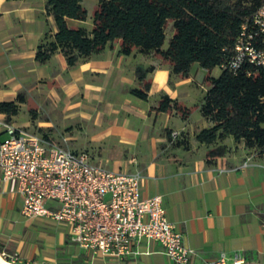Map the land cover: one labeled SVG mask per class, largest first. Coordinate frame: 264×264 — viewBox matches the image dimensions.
<instances>
[{
	"label": "crops",
	"instance_id": "1",
	"mask_svg": "<svg viewBox=\"0 0 264 264\" xmlns=\"http://www.w3.org/2000/svg\"><path fill=\"white\" fill-rule=\"evenodd\" d=\"M46 1L0 0V102L23 94L20 112H28L22 124L16 120L20 112L12 121L54 141L68 138L72 149L87 151L93 162L109 170L140 171L141 197H162L184 245L197 251L193 264L238 252L250 257V264L264 263V155L228 137L217 144L226 145L228 153L207 165L206 154L217 145L195 141L200 130L213 125L201 115L200 106L209 88L207 76H220L221 68L208 73L195 64L184 79L171 74L170 66L154 54H121L119 42L72 68L61 51L41 64L38 46L47 31L52 36L57 32ZM84 7L86 21L67 23L92 31L97 6ZM153 64L168 71L172 100L192 109L188 119L175 111H154L168 96L163 91L153 90L146 99L133 92L142 88L136 67ZM152 72L147 76L150 83ZM173 131L180 132L176 140ZM179 141L187 147L176 145ZM250 155L252 165L240 168ZM21 208L16 183L0 182V255L17 254V264H174L156 242H143L147 253L122 261L92 256L71 242L68 226L27 218Z\"/></svg>",
	"mask_w": 264,
	"mask_h": 264
},
{
	"label": "trees",
	"instance_id": "2",
	"mask_svg": "<svg viewBox=\"0 0 264 264\" xmlns=\"http://www.w3.org/2000/svg\"><path fill=\"white\" fill-rule=\"evenodd\" d=\"M83 1H46L47 14L53 16L57 32L53 36L49 31L44 34L36 54L39 63H46L61 51L72 68L119 42L121 54L128 56L135 50L147 56L154 54L170 66L171 74L184 79L189 78L195 64L208 73L221 68L220 76H207L209 88L200 106L201 115L213 125L200 130L195 141L211 146L233 137L247 149L264 155V67L247 61L236 71L228 67L235 56L242 26L264 5V0H98L92 31L72 28L67 23L69 19L87 20ZM169 22L173 36L163 49ZM153 69L136 67L142 88L133 92L140 98H147L151 86L147 76ZM25 101L26 97L19 94L13 101L0 102V114L12 121ZM154 111H175L183 119L192 113V109L168 96L161 99ZM176 145L187 147L183 141ZM228 151L224 144L209 149L207 165Z\"/></svg>",
	"mask_w": 264,
	"mask_h": 264
},
{
	"label": "built area",
	"instance_id": "3",
	"mask_svg": "<svg viewBox=\"0 0 264 264\" xmlns=\"http://www.w3.org/2000/svg\"><path fill=\"white\" fill-rule=\"evenodd\" d=\"M235 50L231 70L244 61L264 67V5L242 26ZM179 135L171 133L173 140ZM253 158L248 156L240 168L251 166ZM143 178L140 171L109 170L93 162L87 151L72 149L66 137L54 141L0 117V182L16 183L23 216L65 224L71 242L92 256L122 261L147 253L143 242H156L172 263L193 264L197 251L184 245L162 197H141ZM1 256L9 264L19 261L17 254ZM206 264L250 262L238 252L231 257L223 253Z\"/></svg>",
	"mask_w": 264,
	"mask_h": 264
},
{
	"label": "clouds",
	"instance_id": "4",
	"mask_svg": "<svg viewBox=\"0 0 264 264\" xmlns=\"http://www.w3.org/2000/svg\"><path fill=\"white\" fill-rule=\"evenodd\" d=\"M152 66H154L155 70L152 72L153 78L151 81V87L149 91L146 93V95L150 98L153 90L163 91L169 96V99H175V95L167 86V81L169 79L168 71L161 69L156 64H153Z\"/></svg>",
	"mask_w": 264,
	"mask_h": 264
},
{
	"label": "rangeland",
	"instance_id": "5",
	"mask_svg": "<svg viewBox=\"0 0 264 264\" xmlns=\"http://www.w3.org/2000/svg\"><path fill=\"white\" fill-rule=\"evenodd\" d=\"M98 0H84V6H97ZM173 31L172 22H169L167 29H166V40L164 43V48H167L169 46L170 40H171V33ZM201 82V80H199ZM28 118V112L23 109L20 112V115L16 118L18 123H23ZM251 264H264L262 260H255L254 263Z\"/></svg>",
	"mask_w": 264,
	"mask_h": 264
},
{
	"label": "bare ground",
	"instance_id": "6",
	"mask_svg": "<svg viewBox=\"0 0 264 264\" xmlns=\"http://www.w3.org/2000/svg\"><path fill=\"white\" fill-rule=\"evenodd\" d=\"M0 262L2 264L8 263L1 255H0ZM9 264V263H8Z\"/></svg>",
	"mask_w": 264,
	"mask_h": 264
},
{
	"label": "water",
	"instance_id": "7",
	"mask_svg": "<svg viewBox=\"0 0 264 264\" xmlns=\"http://www.w3.org/2000/svg\"><path fill=\"white\" fill-rule=\"evenodd\" d=\"M0 264H2V263L0 262ZM5 264H8V263H5Z\"/></svg>",
	"mask_w": 264,
	"mask_h": 264
}]
</instances>
